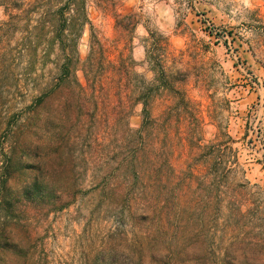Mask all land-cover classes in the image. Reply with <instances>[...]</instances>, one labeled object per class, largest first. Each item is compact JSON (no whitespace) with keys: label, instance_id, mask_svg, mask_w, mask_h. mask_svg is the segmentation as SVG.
<instances>
[{"label":"rangeland","instance_id":"374dc122","mask_svg":"<svg viewBox=\"0 0 264 264\" xmlns=\"http://www.w3.org/2000/svg\"><path fill=\"white\" fill-rule=\"evenodd\" d=\"M64 1L0 0V264H210L203 245L160 234L163 221L131 217L127 202H108L95 189L97 175L118 172L129 152L125 118L92 117L96 98L88 92L81 104L72 79L37 101L60 59L56 51L45 63L40 51L30 54L38 39L32 27L54 19ZM86 11L82 59L91 28L109 60L132 57L134 70L150 78L144 38L156 31L168 39L176 66L190 71L188 95L204 141L228 133L224 157L235 155L264 194V0H87ZM106 101L111 111L116 97ZM140 110L135 104L128 116L132 131ZM173 140L172 163L184 168L186 150ZM37 187L43 197L34 195ZM246 243L237 264H264V253Z\"/></svg>","mask_w":264,"mask_h":264},{"label":"trees","instance_id":"16d2710c","mask_svg":"<svg viewBox=\"0 0 264 264\" xmlns=\"http://www.w3.org/2000/svg\"><path fill=\"white\" fill-rule=\"evenodd\" d=\"M86 4L87 0L59 4L54 19L44 17L43 25L32 27L38 39L48 27L49 36L43 46L36 39L28 47L32 55L41 52L43 63L55 51L60 59L55 81L37 101L59 91L72 79L81 104L88 92L96 98L92 117L103 122L126 120L129 152L118 159V172L97 175L98 194L108 202H127L131 217L163 221L167 228L158 227L160 234L170 231L173 238L184 241V246L203 245L206 255L213 256L210 264H237V254L245 247L242 243L246 239L247 245L264 253V194L245 178L235 155L224 157L230 149L228 133L220 135L221 139L204 141L202 118L188 95L190 71L176 66L168 39L156 31H148L144 38L143 62L150 78L134 70L132 57L117 63L109 60L91 28L89 51L82 59L78 43L90 24ZM111 94L116 104L108 111L106 100ZM135 104L141 105V123L132 131L128 116ZM175 135L181 152L185 149L187 153L185 167L180 169L173 165L170 154ZM37 194L43 197L45 191L37 187ZM247 229H251V238L246 237ZM240 254L245 258L246 254ZM163 264L172 263L168 260Z\"/></svg>","mask_w":264,"mask_h":264}]
</instances>
